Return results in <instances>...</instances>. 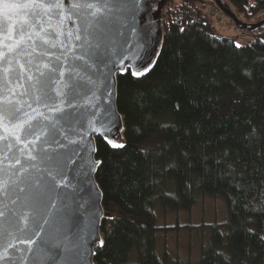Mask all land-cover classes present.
<instances>
[{
	"label": "trees",
	"instance_id": "obj_1",
	"mask_svg": "<svg viewBox=\"0 0 264 264\" xmlns=\"http://www.w3.org/2000/svg\"><path fill=\"white\" fill-rule=\"evenodd\" d=\"M214 2L167 0L155 66L118 75L126 143L96 137L112 216L98 264H189L159 252L155 207L190 211L200 194L221 197L226 215L206 223L197 264H264V23L245 41L218 33ZM222 2L242 20L264 10V0Z\"/></svg>",
	"mask_w": 264,
	"mask_h": 264
},
{
	"label": "water",
	"instance_id": "obj_2",
	"mask_svg": "<svg viewBox=\"0 0 264 264\" xmlns=\"http://www.w3.org/2000/svg\"><path fill=\"white\" fill-rule=\"evenodd\" d=\"M80 2L0 0V181L7 184L0 191V264H98L101 225L112 216L96 178V137L115 149L125 145L118 75H145L155 66L167 0H107L109 12L92 34L71 7ZM215 3L239 28L264 23ZM85 51L93 67L78 59ZM101 73L114 85L111 96L102 88L87 96L86 88L72 91Z\"/></svg>",
	"mask_w": 264,
	"mask_h": 264
},
{
	"label": "rangeland",
	"instance_id": "obj_3",
	"mask_svg": "<svg viewBox=\"0 0 264 264\" xmlns=\"http://www.w3.org/2000/svg\"><path fill=\"white\" fill-rule=\"evenodd\" d=\"M212 3L208 6V12ZM214 26L217 32L224 35H234L239 40L245 41L249 38V31L237 27L234 21L223 12L213 15ZM264 16V10L251 15L245 20L248 23L255 22L257 18ZM195 205L190 211L165 212L159 204L155 210L157 214V225L160 227L157 232V246L160 253L165 249L174 257L177 253L184 262L197 264L201 243L209 235L206 223L221 221L226 215L225 201L221 197L210 195H199Z\"/></svg>",
	"mask_w": 264,
	"mask_h": 264
},
{
	"label": "snow or ice",
	"instance_id": "obj_4",
	"mask_svg": "<svg viewBox=\"0 0 264 264\" xmlns=\"http://www.w3.org/2000/svg\"><path fill=\"white\" fill-rule=\"evenodd\" d=\"M6 7L8 5H5ZM13 7H15V5H13ZM73 8V10H76L78 15L80 16V18L84 21V25H85V32L86 34H92V32L95 31V24L101 20H103L108 12H109V6L107 3V0H81L80 3L72 5L71 6ZM89 29L92 30V32H89ZM80 36H77L76 39H80ZM86 39V37H85ZM239 46V45H238ZM92 47H99L98 45H91L89 44V48ZM83 51V49H82ZM87 56L89 59H93V57L90 55L89 52H84L83 56L79 57L78 59L80 60L81 63H83L86 68H90L93 67V65L88 64V62L84 59V57ZM95 59L97 60V62L99 63H105L104 61H100L99 57H95ZM127 69H124V71H126ZM147 69H145L146 71ZM95 74V73H93ZM133 75H144L143 71H136L133 72ZM101 77H103V79H101ZM71 78V76H70ZM76 87H80V88H86L87 92L84 93L85 96H87L88 93H91L93 91L94 88H102L103 89V93L107 96H111V91H109V88L114 87V85L112 84L111 79L109 78L108 75H104L103 73H101L100 75L97 76L96 80L93 81L90 78H81V82L78 85H74L72 91H75ZM75 98V97H73ZM11 117H15V113H11L10 114ZM27 133L30 134L31 129H27L26 130ZM109 143H111V141H109ZM115 146V145H114ZM122 147V145H120ZM34 159V157H33ZM94 163H98V162H94ZM49 175L51 176V173H49ZM53 183L55 184V177H52ZM7 188V184L6 182L0 181V191H4ZM0 215H3L2 212H0ZM27 219L28 217L25 216L24 217V221L25 223H27ZM100 244L103 245V241H100Z\"/></svg>",
	"mask_w": 264,
	"mask_h": 264
},
{
	"label": "built area",
	"instance_id": "obj_5",
	"mask_svg": "<svg viewBox=\"0 0 264 264\" xmlns=\"http://www.w3.org/2000/svg\"><path fill=\"white\" fill-rule=\"evenodd\" d=\"M211 14L213 15H218L220 14L222 11V9L220 8V6H217L216 4L211 6L210 8V11H209ZM243 30L247 31L248 32V29L247 28H244Z\"/></svg>",
	"mask_w": 264,
	"mask_h": 264
}]
</instances>
